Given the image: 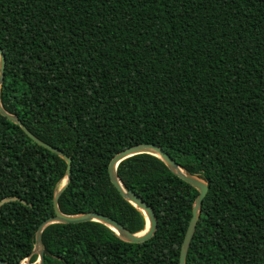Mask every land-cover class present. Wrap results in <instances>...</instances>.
Here are the masks:
<instances>
[{"label":"trees","instance_id":"trees-1","mask_svg":"<svg viewBox=\"0 0 264 264\" xmlns=\"http://www.w3.org/2000/svg\"><path fill=\"white\" fill-rule=\"evenodd\" d=\"M0 48L3 108L72 160L63 214L144 231L108 168L156 144L209 188L186 264H264V0H0ZM66 170L0 113V260H38ZM117 174L155 212L153 237L52 224L43 264H179L199 192L148 154Z\"/></svg>","mask_w":264,"mask_h":264},{"label":"water","instance_id":"water-1","mask_svg":"<svg viewBox=\"0 0 264 264\" xmlns=\"http://www.w3.org/2000/svg\"><path fill=\"white\" fill-rule=\"evenodd\" d=\"M6 67V57L3 50L0 48V113L2 116L8 118V120L14 122L31 138L36 144L39 146L57 154L67 163V170L63 179L57 184L56 192L53 199V206L55 210V215L45 220L37 230L36 233V244L33 250V255L38 254V260L33 264H43L44 263V251L42 246V234L43 231L52 224H78L83 222H98L106 227L110 228L114 231L123 241L133 244H139L150 240L155 231L157 229V218L155 212L152 208L134 191L130 190L126 185L121 181L117 174V168L120 163L123 161L142 154H148L155 156L162 160L168 169L178 176L180 179L185 181L186 183L193 186L198 192L193 210L192 217L187 228L181 249H180V258L179 264H186L188 251L193 240L196 226L200 217L201 208L203 205V201L208 193V185L203 181L188 175L173 159L172 157L166 153L160 146L151 143H143L137 144L134 146H130L124 150H121L117 153L111 160L108 172L111 179L112 184L118 190L120 195L131 203L134 207H136L146 218V229L140 233H131L129 232L122 224L117 222L116 220L94 212H88L80 215H65L60 211L59 208V198L63 191L70 183L71 173H72V160L62 151L57 148L52 147L51 145L45 143L40 140L34 134H32L23 124L22 122L14 115L9 114L5 111L1 102V85L4 82V73ZM143 233V234H142ZM29 258L24 259L20 264H29ZM0 264H10L6 261L0 260Z\"/></svg>","mask_w":264,"mask_h":264},{"label":"bare ground","instance_id":"bare-ground-1","mask_svg":"<svg viewBox=\"0 0 264 264\" xmlns=\"http://www.w3.org/2000/svg\"><path fill=\"white\" fill-rule=\"evenodd\" d=\"M143 234V233H142Z\"/></svg>","mask_w":264,"mask_h":264},{"label":"rangeland","instance_id":"rangeland-1","mask_svg":"<svg viewBox=\"0 0 264 264\" xmlns=\"http://www.w3.org/2000/svg\"><path fill=\"white\" fill-rule=\"evenodd\" d=\"M28 262V261H27Z\"/></svg>","mask_w":264,"mask_h":264}]
</instances>
